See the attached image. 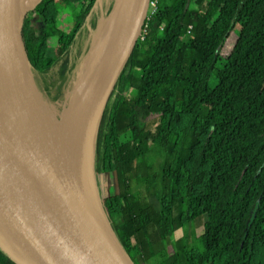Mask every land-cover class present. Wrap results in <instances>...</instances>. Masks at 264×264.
I'll return each mask as SVG.
<instances>
[{"label": "trees", "instance_id": "trees-1", "mask_svg": "<svg viewBox=\"0 0 264 264\" xmlns=\"http://www.w3.org/2000/svg\"><path fill=\"white\" fill-rule=\"evenodd\" d=\"M115 2L33 6L43 29L30 13L23 38L45 101H63ZM151 2L90 143L93 176H116L101 210L133 264H264V0ZM0 264L14 263L0 250Z\"/></svg>", "mask_w": 264, "mask_h": 264}, {"label": "water", "instance_id": "water-1", "mask_svg": "<svg viewBox=\"0 0 264 264\" xmlns=\"http://www.w3.org/2000/svg\"><path fill=\"white\" fill-rule=\"evenodd\" d=\"M38 1L0 0V250L14 264H133L101 210L92 180L90 143L153 3L141 2L131 39L101 99L87 148L89 166L86 157L85 176L80 178L54 152L41 124L30 117L37 114H30L22 92L24 64L44 99L23 38L26 16Z\"/></svg>", "mask_w": 264, "mask_h": 264}, {"label": "bare ground", "instance_id": "bare-ground-1", "mask_svg": "<svg viewBox=\"0 0 264 264\" xmlns=\"http://www.w3.org/2000/svg\"><path fill=\"white\" fill-rule=\"evenodd\" d=\"M141 2L142 0H116L112 13L102 20L95 43L81 63L73 91L60 108L47 105L39 97L25 65L22 66L24 95L33 103L34 113L37 114L43 105L55 120L57 125L51 118L47 119V139L54 152L77 177L85 176V152L97 111L111 84L118 60L131 39ZM94 46L97 49L90 54ZM34 120H37V116Z\"/></svg>", "mask_w": 264, "mask_h": 264}, {"label": "rangeland", "instance_id": "rangeland-1", "mask_svg": "<svg viewBox=\"0 0 264 264\" xmlns=\"http://www.w3.org/2000/svg\"><path fill=\"white\" fill-rule=\"evenodd\" d=\"M60 4V12L62 13V14H66L67 13V8L62 4V3H59ZM133 5H135V3L133 2ZM135 8H136V6H135ZM154 8H155V6H154V4L153 5H150V7H149V11H148V16L154 11ZM30 13H31V11L27 14V15H30ZM32 14V13H31ZM29 21H30V23L33 25V27H34V29H35V31H36V33L37 34H41V32H42V29H43V24H42V20L38 17V16H36V15H34V14H32L31 16H29ZM98 32V30L96 31V32H94L92 35H91V42H90V49L92 48V46L94 45V43H95V40H96V36H97V33ZM160 35H162V33H160ZM235 37H236V32H233L232 34H231V36H230V39H229V41H228V45L230 46V45H232L233 43H234V40H235ZM84 38L78 43V50H77V52L82 48V46L84 45ZM142 44L144 45V48L146 49L150 44H152V42L154 41V38H149V39H144V38H142ZM54 45V41H50V46H53ZM95 49H97V47L96 46H94L93 47V49L91 50V52H90V54H93V52H94V50ZM76 52V53H77ZM87 55V54H86ZM83 59H84V57L81 59V61H80V66H81V63L83 62ZM56 70H57V68L54 70V72H53V74L56 72ZM79 71H80V68H79ZM79 71H78V73H79ZM78 73H77V76H76V79H75V81H74V84H72V86L67 90V92H65V95H64V98H63V101L62 102H57V103H49L48 101H45L44 99V102L47 104V105H49V106H51V107H53V108H60L63 104H64V102H65V99H66V97L68 96V94L69 93H71L72 91H73V89H74V87H75V83H76V81H77V78H78ZM21 86H22V92H23V96H24V98H25V101H26V103H27V105H28V108H29V110H30V114H31V112H33V114H34V109H33V103L31 102V101H28L27 100V98H26V96L24 95V88H25V85H24V83L23 82H21ZM60 104V105H59ZM31 118L34 120V118L35 117H32L31 116ZM48 118H51V120L53 121V123L55 124V125H57L56 124V122H55V120L53 119V117H51V115L49 114V112H48V110H47V108L45 107V106H43V105H41L40 106V109L38 110V112H37V122L39 123V124H41V126L43 127V130H44V132H45V134L47 133V130H46V122H47V119ZM128 139V136H126V137H124V138H121V141L123 142V140L124 141H126ZM87 151H88V149H87ZM87 151H86V157H87V165L89 166V161H88V156H87ZM146 161H147V159L145 158V164H146ZM92 180H93V183H94V188H95V190H96V192H97V194H98V196H99V198H105L106 196H110V195H113V194H115L116 192H117V185H116V176H115V174H104V175H99V176H94L93 178H92ZM131 187L134 189V188H137V186H136V184H135V182H133V181H131ZM200 221H202V222H204V218H199V219H197L193 224H195L194 225V232H195V234L196 235H200V234H202V231H203V225H201V224H198ZM111 224V223H110ZM182 235H183V233H182V231L181 230H179V231H177L176 233H174V236H173V240L174 239H179V238H181L182 237ZM167 242H169V241H167ZM169 250V249H168ZM171 253V251L169 250L168 251V254H170Z\"/></svg>", "mask_w": 264, "mask_h": 264}, {"label": "crops", "instance_id": "crops-1", "mask_svg": "<svg viewBox=\"0 0 264 264\" xmlns=\"http://www.w3.org/2000/svg\"><path fill=\"white\" fill-rule=\"evenodd\" d=\"M177 232V231H176ZM175 232V233H176ZM174 240H176V239H174ZM178 240V239H177ZM168 244H167V250L169 249L170 251H171V247L169 246L170 245V242H167ZM168 250V251H169ZM157 260L156 259H153V260H151V262L149 263V264H154L155 262H156ZM158 263V262H157ZM157 263H155V264H157Z\"/></svg>", "mask_w": 264, "mask_h": 264}]
</instances>
